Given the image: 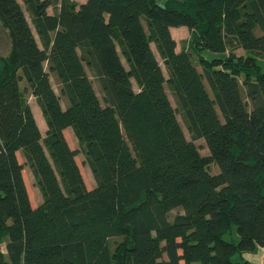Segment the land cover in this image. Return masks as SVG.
<instances>
[{
	"label": "trees",
	"instance_id": "16d2710c",
	"mask_svg": "<svg viewBox=\"0 0 264 264\" xmlns=\"http://www.w3.org/2000/svg\"><path fill=\"white\" fill-rule=\"evenodd\" d=\"M21 2L0 0V264H252L244 253L264 250V0ZM233 226L238 242L224 239Z\"/></svg>",
	"mask_w": 264,
	"mask_h": 264
},
{
	"label": "rangeland",
	"instance_id": "374dc122",
	"mask_svg": "<svg viewBox=\"0 0 264 264\" xmlns=\"http://www.w3.org/2000/svg\"><path fill=\"white\" fill-rule=\"evenodd\" d=\"M18 1L22 4L21 0H18ZM77 1H79V0H77ZM166 1L167 0H155V2L159 6H161V7H164L166 5ZM25 14L27 16V19H28V21L30 23V26H31L33 32L36 35L33 22L31 21L28 13L25 12ZM181 28H183L184 30H187V28H184V27H181ZM179 29L180 28H174V31H173L174 34H175V36H176V38H177V41H176L178 43V45H177L178 47L176 48L177 51L180 50L181 44H179V43H181V42H179V41L182 38L181 35H180V32H175V31H177ZM189 39H190V37H187V39L184 40L186 42L182 41V43L184 42V43L187 44L189 42ZM151 47H152V50H153V52H154L157 60L159 61L160 66H161V68H162V70H163V72H164V74L166 76V71H165L164 65L161 62V59H160V57H159V55L157 53V50H156L155 46L152 44ZM9 48H10V42H9V39H8V36H7V32L0 25V56H5L7 54V52L9 51ZM215 54L216 53H212V52L206 51L205 52V57L208 60H212L214 58L213 56ZM51 83H52L53 88L55 89V91H57V87L55 85V81H54L53 78H51ZM93 85H94L95 91L97 93V96L99 97V99H101L102 94H101L100 88H99L98 83L96 82V80H93ZM133 86H134V90H137L138 89L135 84ZM167 93H168L169 99H170L173 107L175 108V103H174V100H173L172 95L170 94V92H168V90H167ZM28 104L31 107V109H33L34 112L37 113V115H38V112H39L40 116H42L41 115V111H40V109L38 107V104L36 103L34 97L28 96ZM65 106H66L65 103L62 101V107L64 108ZM177 119H178V121H179V123H180V125H181V127L183 129L184 134H186L187 139L191 141L192 140V137H191V135H190V133H189L187 127H186V123H184V120L182 119V117H181L180 114L177 115ZM44 130H45V128L43 127V132H42L43 137L45 136V131ZM73 137L75 138L74 133H73V130L71 128H67L66 129V138H67V140L69 142V146L71 145V147L76 148L77 146H75V144H74V138ZM194 143L199 147V150H200V152H201V154L203 156H205V157L210 156V152H209V150H208V148L206 146V143H205V141L203 139L197 140ZM18 159L21 162L23 160L21 156H18ZM83 159H84V156L82 154H79L76 157V161H77V163L79 165V168H80V171H81V174H82V177L84 179V182H85L86 186L88 188H93L95 186L94 179L92 177V174H91L89 168L83 162ZM209 168H210L211 173H213V174L219 173V166L217 165V163H211ZM24 171L25 172L23 173V176L25 177V180H26L27 190L30 193V197H31L30 198V201H31L32 205H36L35 203L37 201H39L40 198H42L41 197V193L38 190V188L36 187V184H35L33 175L30 172V170L27 167H25V170ZM176 213H178L177 210L176 211H172L171 212V216H174ZM224 239L226 241L238 242L239 241V234L237 232V228L235 226H233L230 229V232L229 233L224 234ZM110 250L112 251V248H110ZM257 250H260V249H257ZM257 252L258 251H255V250L249 251V252H245L244 253V258L245 259H248V261L250 260L252 264H260L261 263L260 262L261 260L259 259V256H258V253ZM233 260H234V262L243 264V260L241 259V257H240L239 254H237L236 256H234V259Z\"/></svg>",
	"mask_w": 264,
	"mask_h": 264
},
{
	"label": "crops",
	"instance_id": "0c3cea01",
	"mask_svg": "<svg viewBox=\"0 0 264 264\" xmlns=\"http://www.w3.org/2000/svg\"><path fill=\"white\" fill-rule=\"evenodd\" d=\"M73 1H75V2H77V3H79V4H82V3H84V2H86V0H79V1H77V0H73ZM47 13L49 14V15H53V13H54V11H53V9L52 8H48L47 9ZM174 28H171L170 29V32H171V35H172V37H173V39L175 40V42L177 41V38H176V36H175V34H174ZM175 32H180V35H181V39H180V41L179 42H182V41H184V40H186L187 39V37H190V32H189V30L187 29V30H184L183 28H180L179 30H177V31H175ZM34 33V32H33ZM34 35H35V33H34ZM35 37H36V39H37V41H38V38H37V36L35 35ZM176 44L178 45V43L176 42ZM180 44V43H179ZM178 47V46H177ZM32 112H33V115H34V118H35V120H36V122H37V125H38V127H39V129H40V132H41V134H42V132H43V127L45 128V130L44 131H46V124H45V122H44V119H43V117L42 116H40V114H39V112H38V115H37V113L36 112H34V110L32 109ZM63 134H64V136H65V138H66V129L63 131ZM74 138V137H73ZM66 140H67V138H66ZM67 142H68V140H67ZM68 144H69V142H68ZM74 144H75V146H77V140H76V138H74ZM70 147H71V145H70ZM72 149H76V148H73V147H71ZM18 156H20L19 154H18ZM22 162H23V160H22ZM24 170H25V168H24ZM23 170V173L25 172ZM23 178H24V182H25V185H27L26 184V180H25V177L23 176ZM27 188V187H26ZM27 192H28V196H29V199L31 198L30 197V193H29V191L27 190ZM42 197V196H41ZM42 202V198H40L39 199V201H37L35 204L36 205H32V203H31V201H30V204H31V206L32 207H36V206H38L40 203ZM257 249H260V250H257ZM255 251H258L257 253H258V256H259V259L261 260L260 262L261 263H263L264 262V250L262 249V248H260V247H257L256 249H255ZM248 260V259H247ZM250 261V260H249ZM251 262V261H250ZM260 263V264H261Z\"/></svg>",
	"mask_w": 264,
	"mask_h": 264
}]
</instances>
